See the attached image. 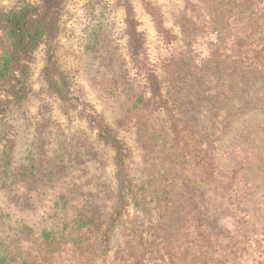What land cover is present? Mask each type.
I'll list each match as a JSON object with an SVG mask.
<instances>
[{
    "label": "rangeland",
    "instance_id": "rangeland-1",
    "mask_svg": "<svg viewBox=\"0 0 264 264\" xmlns=\"http://www.w3.org/2000/svg\"><path fill=\"white\" fill-rule=\"evenodd\" d=\"M17 5L18 0H0V13ZM255 10L261 11L259 18L254 16ZM262 10L264 0H101L99 4L69 0L62 9L58 38L60 66L76 97L103 114L126 141L130 148L127 167L138 183L137 199L142 201V194L157 191L155 201L146 198L148 207L154 208L171 194L173 207L179 211L172 225L163 231L180 233L173 249L184 239L181 231V223L186 221L185 215L182 216L184 206L190 197H197L203 190L198 186L201 170L197 140L203 143L208 137L215 150V168L223 171L224 179L232 175L226 172L241 164L240 145H249L251 160L244 172L256 181L254 195L258 201L264 196V163H253L264 153V111L258 107L243 111L242 71L235 66L239 61L233 57L235 53H243L241 57L248 58V53L250 56L253 53V40L262 37L255 27H264ZM129 11L136 21V31L144 39L148 65L157 74L169 99L166 105L176 121L162 109L156 114L132 116L123 126L116 124L122 109L134 107V95L145 89L126 33ZM99 29L108 34L105 39L109 47L95 46ZM162 29L175 39L165 38ZM45 66V50L41 47L30 63L29 96L21 104L11 105L0 122V151L11 143L15 165L32 172L24 184L0 187V241L23 245L29 251L42 248L44 229L56 226L60 218H76L83 207L92 204L109 214L118 200L113 149L98 140L97 132L88 126L80 109H66L48 90L43 81ZM256 81L264 82V77L252 83ZM218 84L227 85V89L220 94H204ZM172 99L178 102L176 106ZM178 110L185 127L178 126L175 139V132L168 127L179 124ZM222 110L231 124L224 133H219L227 123L226 115L219 113ZM176 172L184 173V179L173 178ZM183 181L194 183L196 190L194 186L188 189ZM203 198L204 207L210 210L206 227L210 236L207 243L203 241L194 249L191 259L204 260L207 254L208 264L225 261L264 264V230L260 229L264 211L253 219L241 218L236 206L220 212L219 190L210 189ZM145 204L134 207L130 203L123 217L125 222L111 232L107 254L101 255L91 248L84 255H75L68 250L69 245H59L61 262L52 253L49 260L55 264H139L130 255L125 241L132 235L131 226L157 225L141 210ZM251 209L249 214H258ZM165 235L157 234L140 243L138 250L145 254L142 264H182V258L169 259L162 248ZM210 242L213 245L208 248Z\"/></svg>",
    "mask_w": 264,
    "mask_h": 264
},
{
    "label": "trees",
    "instance_id": "trees-1",
    "mask_svg": "<svg viewBox=\"0 0 264 264\" xmlns=\"http://www.w3.org/2000/svg\"><path fill=\"white\" fill-rule=\"evenodd\" d=\"M68 1L18 0L16 8L0 13V122L4 119L11 105L21 104L29 96L31 92L30 63L37 50L41 47L44 48L46 66L43 71V81L48 90L59 98L62 106L66 109H80V115L86 119L88 126L97 132L98 140L110 146L115 153L114 176L117 181L116 195L118 200L112 212L109 214L103 213L99 210L98 206L92 204L87 208L83 207L79 211L80 213L76 215V218L71 220L67 217L60 218L56 226L53 225L50 230L48 228L44 229L42 234V248L39 250L29 251L23 245L13 246L11 243H3L0 241V264H55V262L53 263L49 260L48 256L52 253L61 262L62 249L58 247L59 245H69L70 248L68 250L75 255H84V251L87 252L91 248H95L101 255H105L110 248L111 232L114 227L125 222L123 217L130 203L134 207L146 203L147 205L145 204L141 210L147 212L152 219V223L155 222L157 224L156 226L151 225L149 228L148 225H145L144 228L140 227L141 225H138V227L136 225L130 227L132 235H129V241H125L126 248L139 264H142V260L145 257V254L138 250L140 243L150 241L157 234H166V237L162 238V242H164L162 248L169 254V259L180 257L183 260L182 264H208L207 254L204 260L198 259L197 257L191 259V255L194 254V249L200 246L203 241L207 243L209 240L208 236H210L206 228L210 210L208 211L204 207L205 200L203 198H206L208 190L214 189L220 191L222 198L219 205L220 212L223 210H232L236 206L241 218L249 217L253 219L254 216L264 211V196L258 201L254 195L256 181L251 180L250 174L244 172V168L248 169L249 161L251 160L250 146L246 145L242 147L240 145V148L243 150L241 151V157H239L241 159L239 167L241 168L237 167L230 172H226L232 173V175L224 179L222 178L224 176L223 171L215 168L217 163L214 154L215 150L214 147H211L208 137H205L203 143L197 140L199 148L196 151L198 152L197 156L200 160L198 161V165L201 170L198 186H202L203 190H200L197 197H190V201L184 206L182 216L185 215L186 221H182L181 223V231H184V239H178L180 241L179 246L176 247L175 245L176 248L174 247L173 249L172 245L177 243V234L180 233L173 234L171 231H163L168 225H172V220L179 211L173 207L171 194L168 193L165 201L157 205L155 204L154 208L148 207L150 203L146 198L150 197V200L155 201L156 198L154 196L158 194L157 191L151 194H142V201L137 199L136 196L139 191L138 183L129 173L127 167L130 148L126 141L119 136L115 128L107 123L103 114L96 112L88 102L76 97L66 72L60 66L58 58V38L60 35L62 9ZM87 1L90 4L92 2L96 4L101 2V0ZM131 13L129 11V15L126 18V33L129 37V46L132 51L137 74L143 79L145 89L141 93L134 95V107L127 110L122 109V115H120L121 117L119 116L120 118L116 124L123 126L132 116L137 115L141 117L146 113L156 114L162 109L170 119L174 117L176 121V117L166 105L169 99L162 90L159 78L155 71L148 65L144 39L136 31L137 24ZM260 13V10H255L254 16L259 18L261 16ZM262 13L264 15V10H262ZM255 27L259 29L262 37L253 40V46L251 48L253 53H251V56L249 53L248 58L246 55L241 57L243 53H237L238 55L235 53L233 56L234 59L239 61L235 66L241 68L242 71L240 76L244 89L242 90L240 99H242V105H245L244 112L248 109L254 110L257 107L262 109L261 111H264V82L260 81L257 83L258 81H256L252 83L254 80H261L264 77V27H260V25H255ZM162 32L168 40L175 39L168 31L162 29ZM98 34L100 35L95 40V46H107L108 44L105 38L108 34L106 31L99 29ZM243 50L241 49V51ZM226 89L227 85L218 84L217 86H213L212 89L205 90L204 94H220V92ZM239 92L240 90L234 93ZM245 99H249V101ZM172 102H174L175 106L178 103L175 99H172ZM135 110L137 113L133 112ZM180 113L181 111L178 110L179 124H172L171 129L168 127V130L175 132L173 133L175 139L178 136L176 134L178 126L180 125L182 127L181 129L185 127ZM219 113L226 115L224 119L227 123L222 125V131H219L221 125L219 124L217 126L219 133H224L231 122L224 110ZM192 136L195 137L196 134L193 133ZM176 142H179V140ZM12 152L13 145L11 143H6L5 150L0 151V187L5 189L15 183L24 184L32 174L31 171L27 170V167L15 165ZM259 158L258 161L253 160L255 165L264 163V153L260 154ZM219 172L220 175H218ZM176 176L182 179L185 177L184 173L178 172L173 174V178ZM184 183L187 184L186 182ZM191 186H194L195 188H192L196 190L194 183L193 185H186L188 189ZM251 188L252 190H249ZM199 200L202 201V204L198 203ZM248 205L256 209L258 214H249V212H252V207ZM153 213H155L154 216ZM262 222L260 229L264 230V220ZM125 229L127 230V228ZM59 234L61 235L57 237ZM212 245L213 243L210 242L208 248H211ZM249 247H253L252 241L249 242ZM223 264L228 263L225 261Z\"/></svg>",
    "mask_w": 264,
    "mask_h": 264
}]
</instances>
